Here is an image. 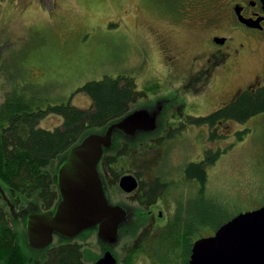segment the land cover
<instances>
[{
  "label": "rangeland",
  "instance_id": "374dc122",
  "mask_svg": "<svg viewBox=\"0 0 264 264\" xmlns=\"http://www.w3.org/2000/svg\"><path fill=\"white\" fill-rule=\"evenodd\" d=\"M205 6L198 2L193 8H187L183 13L186 20L174 19L170 13L172 5L157 0H0V118L3 119L6 100L13 91L23 90L28 95L34 93L41 97L38 105L42 108L70 102L90 109L91 97L78 91L83 84L105 76L127 77L133 80L134 90L140 93L131 103L130 111L157 104V101L163 108L155 130L144 132L134 143L117 139L118 142L104 151L102 159L114 160L111 165L121 173L141 172L143 188L157 175H163L172 185V193L166 197L168 205L162 202L155 209L156 213L158 208L163 209L164 217H171L170 222L158 223L147 230L145 206L141 197L140 203L137 201L141 190L127 195L109 182L112 201L121 200L137 211H144L143 217L134 215L133 225L119 231L115 240L99 238L97 227L93 226L74 237L55 235L49 246L36 248L28 241L26 218L35 211L53 210L60 198L58 195L51 206L43 203L36 186L37 174L50 173L56 181V171L67 152L45 166L25 162L30 171L27 177L0 175V208L4 214L0 216V224L6 225L8 232L16 233V240L30 262L27 264H41L50 249L61 244L77 246L84 264H94L111 247L117 253L116 264H161L154 256L157 255L155 247L164 239L167 241V231L174 218L185 225L198 223L201 232L194 236L193 242L201 235L212 234L216 223L264 204V125L259 124L258 119H251L244 125L220 122L216 127L197 124L195 120L196 126L191 131H180V139L173 136L181 121L173 113L184 111L196 113V119L205 117L217 110L241 81L259 69L252 58L241 66L242 77L232 76L227 82L197 87L196 92L192 89L191 95L179 97L183 88L176 82L175 70L183 74L190 70L189 59L201 49L199 46L189 48L188 41L196 39L198 43L208 32L204 29L205 21L195 18L194 22L188 17L205 11ZM163 32L168 35L161 49L153 38ZM61 123L59 114L49 113L38 126L52 130ZM93 129L96 127L89 130ZM238 129L245 132L237 135ZM25 130L21 128L22 133ZM211 131L215 132L214 137ZM116 132L115 129L112 134L122 137ZM169 132L172 134L167 137ZM204 148L211 149L209 154L214 156L211 165L203 164L205 184L179 180L177 170L181 169L182 161L203 160ZM11 165V171L24 170L20 162L14 161ZM3 169L1 173L8 175L7 169ZM176 179L178 181L174 182ZM8 180L13 181L15 190ZM54 184L57 189L56 182ZM211 205L222 209L224 216L204 214L202 210ZM175 207L179 208L176 214L170 211ZM204 219L206 221L202 222ZM176 253L185 255V248L178 246ZM172 263L177 262H168Z\"/></svg>",
  "mask_w": 264,
  "mask_h": 264
},
{
  "label": "trees",
  "instance_id": "16d2710c",
  "mask_svg": "<svg viewBox=\"0 0 264 264\" xmlns=\"http://www.w3.org/2000/svg\"><path fill=\"white\" fill-rule=\"evenodd\" d=\"M78 91L86 92L91 97L93 104L90 109L79 108L70 104V102L47 105L46 108H42L38 105L41 97H36L33 95L34 93L28 95L23 90L10 92L3 109V119L0 118V175L3 177L29 176L30 171L25 162H32L38 166L49 164L59 154L67 152L70 147L80 142L90 132H103L112 120L114 121L130 111L131 103L140 94L134 90L132 79L130 81L127 77L112 78L110 76L88 81ZM263 108L264 91L254 96L242 98L236 104L231 105L225 113L227 116H235L242 119ZM49 113L59 114L62 117L61 125L52 130L38 126L40 120ZM223 117H226V115L224 114V109L221 108L208 116L197 118L196 122L197 124L207 123L213 126L217 120ZM22 127L26 128L25 133L21 132ZM91 127H96V129L89 130ZM141 136L142 134L137 135L132 141H129L131 139L128 137L116 135L113 143L118 142L116 141L117 139L134 143ZM214 136L215 132L213 131L212 137ZM14 161L24 164V170L21 168V172L11 171L13 168L11 163ZM2 166L7 169L8 175L1 173L4 170ZM201 167V163L197 162L191 170L197 177L199 185L203 186L206 181V173ZM37 175L36 186L40 189L39 195L44 204L51 206L58 196V191L54 184L56 182L55 178L50 173H38ZM160 177L165 179L163 175ZM160 177L158 176V178ZM158 178L156 177L155 180L147 185L150 189L149 196H153L158 192L160 186ZM162 178L160 179L162 180ZM8 181L11 189L15 190L13 181L12 183L10 180ZM199 194L201 195L200 192ZM211 206L202 210L204 214L211 212L215 216H224L222 209L218 210L216 205ZM3 215V211L0 208V216ZM231 217H228V219ZM205 221V219L202 220V222ZM225 221L219 224L216 223L215 226H217L214 229ZM197 224L185 225L184 222L181 223L180 220L174 218L167 231V241L164 239L163 243L155 247L157 255L154 256L158 262L161 264L177 262L172 264H178L183 261V263L188 264L187 259L192 240L195 235L201 232ZM16 237V233L8 232V227L0 224V260L3 261V264L30 263L27 261V255L23 252ZM178 246L185 248V255L179 256L176 253ZM41 264L84 263L77 246L74 244H61L53 248L49 253V257Z\"/></svg>",
  "mask_w": 264,
  "mask_h": 264
},
{
  "label": "flooded vegetation",
  "instance_id": "af4514ba",
  "mask_svg": "<svg viewBox=\"0 0 264 264\" xmlns=\"http://www.w3.org/2000/svg\"><path fill=\"white\" fill-rule=\"evenodd\" d=\"M157 2H165L172 5L173 10L170 13L174 16V19H177V17L186 19V16H183V13H186L187 8H193V6H195L198 2L201 5H206L204 9L205 11L195 15L192 14L188 17L189 20L194 22H196L195 18L205 21L204 24L202 22L201 23L204 25L205 32L207 30L208 32H206V36L203 39L201 38L202 40L200 39L198 43L195 42L196 39L188 41L189 48L199 46L201 49L200 53L189 59L190 70L185 74L177 69L175 70V75L178 78L176 82L183 88V91H179V97L189 94L191 95L192 89H195L196 92L197 87L202 88L204 86H209L214 82H227L228 78L232 76L242 77L241 66L253 58L258 64L259 69L252 76H249L241 81L232 93L227 94L226 99L221 102V106L218 108L224 109L226 117L217 120L213 126L216 127L220 122L225 123L226 121L237 122L238 125H244L251 119H258L257 122L264 125V108L258 109L246 118L242 119L235 116H227L225 113L231 105L236 104L242 98L246 96H254L264 91V0H157ZM156 32L158 33L159 31ZM166 35L168 34L163 32V34H157L153 38L155 44L159 45L161 49L164 45ZM179 57L183 56L180 55ZM185 103L186 102H184V104ZM145 107V109L155 118V121H157L163 108V104L157 101V104L153 103L152 105H145ZM213 112L214 111L206 114L205 116H208ZM173 116L178 120H181L178 123L179 126L176 127L178 128V131L175 135L173 129H167L166 131H172L173 136H176L178 139H180V135L182 134L180 131H191L192 128L196 126V113L182 111L173 113ZM186 120L189 122H186ZM207 126L210 125L207 124ZM248 129L249 128L247 126L246 131H248ZM174 131H176V129H174ZM244 132L245 131L238 129L237 135L243 134ZM171 134L172 133L169 132L167 137L171 136ZM190 141L192 142V137H190ZM205 149L206 148H204V150ZM211 152V149L205 150L203 160L198 161L201 163V168L205 171V173L206 169L204 166L211 165L214 157L212 154H209ZM112 161L115 163L114 160H108L107 158L101 159L96 168L101 178L108 204L119 206L125 212L124 217L118 224L117 233L131 227L133 225L131 222H133L132 218H134V215L138 217L140 215V217H143L144 211H137L121 200L112 201L110 197L109 182L115 184L119 190H122L127 195H130L129 193L136 190H141V193L138 196L139 200L137 201L140 203L139 197H141V203L145 206L148 224L147 230L153 228L155 225H158V223L165 224L166 222H170L171 217L169 218L167 216L166 219L164 217L165 213L163 209L158 208L157 213L155 212L157 205L160 206L162 202H165L164 204L168 205L167 202L169 200L166 199V197H168L169 193H172L170 192L172 187V185H170V181H165V179L157 175V178L158 176L162 178V180L158 178L160 180L158 181L160 185L159 190L155 195L149 196L150 189L147 185L144 188L142 187L144 182H142L141 172L129 171L125 174L121 173L111 165ZM196 164L197 162L194 159H187L186 161L183 160L180 165L181 169L178 167L177 170L180 174L178 179H184L186 181L196 183L197 177L191 170V168ZM126 175L132 176L133 179L131 182H135L136 184L130 191H127L121 184V179ZM169 179L170 178H168V180ZM177 181V179L174 180V182ZM49 209H46L44 212L49 211ZM133 209L134 211H132ZM170 211H173L174 214H176L179 211V208L175 207L170 209ZM111 248L112 249L106 250H109L114 255L117 263V253L114 251V247ZM51 250L52 248L48 252L46 258L49 257Z\"/></svg>",
  "mask_w": 264,
  "mask_h": 264
},
{
  "label": "water",
  "instance_id": "95a60500",
  "mask_svg": "<svg viewBox=\"0 0 264 264\" xmlns=\"http://www.w3.org/2000/svg\"><path fill=\"white\" fill-rule=\"evenodd\" d=\"M154 128L155 118L140 108L109 124L103 132L89 133L73 145L57 169L60 200L54 211L32 212L26 218L29 243L36 248L45 247L54 233L74 237L93 226L97 227L99 238L114 240L125 212L108 204L97 163L104 148L111 145L115 129L129 135ZM132 179L129 175L121 179L127 191L136 185ZM115 263V257L107 250L94 264ZM189 264H264V205L242 211L221 224L214 234L196 239Z\"/></svg>",
  "mask_w": 264,
  "mask_h": 264
}]
</instances>
